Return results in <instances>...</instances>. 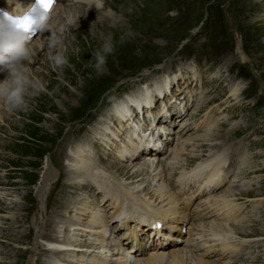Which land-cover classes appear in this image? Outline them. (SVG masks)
I'll return each mask as SVG.
<instances>
[{
  "label": "rangeland",
  "instance_id": "obj_1",
  "mask_svg": "<svg viewBox=\"0 0 264 264\" xmlns=\"http://www.w3.org/2000/svg\"><path fill=\"white\" fill-rule=\"evenodd\" d=\"M105 7L115 14L101 16L81 4L72 8L76 13L72 11L70 16L78 19L79 27L71 29L72 35L62 33L69 58V65L62 71L51 67L45 50L37 43L40 37L36 36L33 39L35 64L31 67L44 90L29 99L26 110L10 114L2 109L6 123L0 128V191L6 197H0V264H27L34 242H38L39 231L43 240L44 232L53 234L52 219L55 218L54 224L56 219L62 221V216H55V211L61 209L58 206L63 202L62 212L65 213L67 200L72 201L70 198L74 197L71 189L67 190V197L62 195L63 184L68 182L69 187L76 179L64 173L66 160L75 145L91 140L87 147L94 162L102 167L111 165L113 147L104 146L101 140L108 135L102 131L103 118L109 115L114 103L130 102L132 93L150 91L155 87L153 80L161 78L174 79L171 82L175 84H170L161 96L153 97V108L152 105L147 107L160 121L154 122L145 113L144 122L155 128L170 116L168 104L175 107L174 113L184 114L176 116L174 125L170 121L162 122L165 126L160 132L172 138L171 151L177 147L178 139L195 137L203 131L194 129L183 135L182 120L192 128L193 123L199 125L205 119L201 117L206 111L215 115V119L210 120L215 121L214 124L218 122L210 139L220 135L222 139L210 144L211 147L218 144L212 152L236 154L230 164L232 168L241 166V169L236 172L238 179L232 190H240L241 182H246L241 192L250 198L239 201L243 202V215H246L242 226L247 236L255 238H247L251 243H244L238 256L226 264H264V236L257 238L264 235V0H106ZM57 21L54 18V23ZM108 36L112 37L115 50L107 58V72L98 75L93 67L95 62H88L93 50ZM193 74L197 75L194 79ZM232 85L239 91L236 98L230 92ZM68 98L70 109L61 103ZM186 101L189 109L183 110ZM116 119L112 116L106 119L112 130L119 127L116 122L123 121L120 117ZM113 131L121 136L118 130ZM94 132L95 141L90 136ZM196 140L195 159L188 158L193 155V148H187L182 157L183 161H190L188 166L208 154L201 137ZM170 151H163V158L166 159ZM145 154V151L138 153V163ZM47 159L50 163L53 159L55 166L53 163L51 166L55 175H60L59 181L45 192L47 206L45 213H41L35 194ZM241 160L246 164L240 163ZM122 163L125 166L128 161L124 159ZM113 168L106 170L115 173ZM241 170L244 173H240ZM89 194L90 199L94 198L90 191ZM89 194L83 195L86 198ZM252 200L259 203L254 211ZM15 203L23 206V210L14 208ZM137 211L136 214L159 213L160 216L165 212L153 202L149 210L152 213L142 208ZM71 213L69 215L68 211L65 220L73 217ZM82 219L85 222L87 217ZM32 257L33 264H43L48 254L42 255L41 249H37Z\"/></svg>",
  "mask_w": 264,
  "mask_h": 264
},
{
  "label": "bare ground",
  "instance_id": "obj_2",
  "mask_svg": "<svg viewBox=\"0 0 264 264\" xmlns=\"http://www.w3.org/2000/svg\"><path fill=\"white\" fill-rule=\"evenodd\" d=\"M94 2L95 0H62L61 3H58L54 9V18L58 20L54 23L57 26V30L63 28L66 19L73 18L72 15L70 16V12L74 11L73 13H76V10H72L75 5L81 4L90 7ZM7 7L5 0H0V8L6 9ZM92 9L96 11L95 7ZM49 35L50 33L44 32L36 36L46 38ZM42 50L44 49L42 48ZM0 74V80H3L5 74ZM195 76L197 77V75L193 74V79ZM171 80L175 81L171 78L166 80L164 78L156 79L152 82L155 87L150 91L143 90L144 92H136V94L131 92L132 96L129 97L130 102L125 103V101H121L114 103L111 106L109 115L105 119L103 118L102 122H104V126L102 131L105 135H108L107 137L102 136L101 140L104 146L110 147L112 145L113 147V151H111L113 153L112 164L109 166L114 167L115 173L106 170V168L110 169L109 166H98L94 162V157L90 154L91 151L89 152L87 147L92 142L91 140L89 142L85 140L81 141L71 150L69 159L67 158L66 160L67 168L64 170V173L65 176L74 175L76 179L72 181L73 183L69 187L66 185L68 182L63 184L64 194L62 196L66 195L67 197L66 192L68 189H71L70 193L75 192L74 197L71 196L72 198L70 199L72 201L67 200L65 213L62 212V208L64 209L63 202L59 203L58 208L61 209H56L55 216L61 215L62 221L58 222L56 219L54 224L55 218L52 219L50 230H54L53 234L44 232L42 234L45 238L43 237L44 239L41 240V232L39 231V235L36 237L38 242H34L35 244L33 245V252L35 253H30L31 257H29L27 264H33L32 256L36 254L37 249H41L42 255L48 254V258L43 259V264H226V261L229 262L231 257L243 249L244 243H251V240H255L253 236H247L244 233L242 226L246 215H243V202L240 203L239 201L250 198L241 192L246 182H241L242 188L240 190H232V185L238 176L236 172L241 169V166L235 169L230 165L236 154L229 153L226 155L221 151L212 152V148H216L218 144L212 145V147L210 144L217 143V141L222 139L221 135L210 139L212 137V130L218 122L217 120L214 124L215 121H212L215 119V115L212 116L210 113H207L211 111H206V114L204 113L201 117V120L205 119L199 125H197L198 123H193L192 128H189V124H185L186 120H182L181 132H183V135H187L190 131L194 132V129H201L203 131L195 137H186L184 139L182 137L181 140L178 139L177 147L171 151L169 148L172 138L168 134L164 135L160 132L161 128L165 126L162 122L164 120L170 121L174 125L176 123V116H183L184 114L179 111L174 113L172 109H175V107L168 104L166 107L169 109L168 114L170 116L162 118L163 120L159 125L152 128L150 123L144 122L145 118L143 114L145 113L150 115L154 122L156 120L160 121L156 114H151L152 109L149 110L147 107L152 105L153 108L155 104L153 97L155 95L161 96L164 91L166 92L169 89L170 84H175ZM230 92L236 98L239 93L237 86L232 85ZM262 94L264 95V92ZM71 99L74 98L71 97ZM69 101L68 98L61 102L62 106H67L70 109ZM185 104L187 106H183V110L189 109L188 101ZM131 106L133 112L131 111ZM2 109L3 106L0 104V128H4V123H6V119L3 118L5 115ZM200 115L202 114L200 113ZM110 116L115 118V120H117L116 117L123 119V121L116 122L119 126L117 130L121 136L114 133L113 130L117 131L116 128L112 130L113 127H110L109 123H106V119ZM190 118H193L192 115ZM169 127L167 128L169 129ZM135 129H138V132ZM169 131L172 132V129H169ZM95 133L90 135L93 141L96 138ZM174 133L176 134L175 131ZM198 137H201V141L204 142V145H207L205 148H208V154L200 162L191 165V169L189 168V170L188 163L190 161L187 163V160L183 161L182 157L187 148H193V155H189L188 158L189 160L195 159L197 151L194 148L198 150L196 146V139ZM61 148L63 149V146ZM144 151L146 154L139 160L141 162L138 163L137 159L139 155H136ZM163 151L165 153L166 151H170L166 159L163 158L165 155ZM62 158L64 159V157ZM124 159L129 164L127 163L124 166L122 163ZM52 160L51 163L55 166ZM51 163L47 159L44 167L45 171L43 170L44 173L40 178L35 194L41 205V213H45V207L47 206L45 192H47L52 184L56 183V180L59 181L60 173L55 175ZM240 163L246 164V161L241 160ZM212 164L222 165V167L228 164L227 166L229 167L224 173L225 177L222 175L223 171H221L217 176L218 179L212 185L207 184L206 187L202 188L198 196L199 201H194L192 208H188L189 204L187 202L190 200L188 196L192 197L194 191H189L186 194L183 189L189 188V190H192L190 186L193 182L196 185L195 180L197 178L198 183L202 184L204 172L209 170ZM242 166L244 165L242 164ZM144 171L147 173L143 177ZM242 171L240 173H244ZM172 173L175 175L176 173H180V176L185 173L184 179L187 184L183 183V181L181 182L180 179H176L179 181L175 180L172 185L169 181ZM226 178L228 179L227 182ZM231 178L232 181H230ZM221 181L222 185L219 184ZM154 182H156L155 185ZM228 182L231 183L229 187ZM214 186L217 188L212 190ZM89 191L93 194L94 198L90 199L91 194H89ZM86 192L89 195L85 198L83 194H87ZM0 197L6 196L0 191ZM255 201H250L253 203V211L259 204ZM152 202L165 211H163V216H160L159 213L142 215L139 212V214H136L137 210L141 208L152 213L149 211L152 207ZM203 203L208 209L196 212ZM18 207L23 210V206L15 203L14 208ZM68 211L69 215L72 212L71 215L73 217L65 220ZM85 216L87 219L84 222L82 218ZM139 216L142 218H138ZM196 219H201L202 221H197ZM115 220L117 221L115 223L117 226L110 227L114 224ZM188 221H190L188 228L190 227L193 230L184 231L186 230L184 226H187L185 223ZM195 228L199 229V233L202 230V234L195 233L192 235V232L197 231ZM183 232H188V234L183 235ZM188 235H192L189 241L190 245H195L198 238L203 239L201 247L206 252H211L216 243L217 248L213 250L215 251L213 252L215 253L214 256L209 258V255L203 258L202 254L199 253L201 251L197 250L196 246L188 249L190 246L185 244ZM262 236L264 235L257 236V238ZM18 237L20 240L22 235ZM247 238L252 239L248 240ZM128 249H136L133 258L132 255L129 256L127 253Z\"/></svg>",
  "mask_w": 264,
  "mask_h": 264
},
{
  "label": "clouds",
  "instance_id": "obj_3",
  "mask_svg": "<svg viewBox=\"0 0 264 264\" xmlns=\"http://www.w3.org/2000/svg\"><path fill=\"white\" fill-rule=\"evenodd\" d=\"M106 0H95L89 10L95 7L97 14L111 17L112 9H105ZM6 9H0V104L8 113L26 110L30 98L44 90L43 83L35 77V48L32 36L37 32H49L46 38L37 43L45 50L46 60L56 71H62L69 65L65 51V37L71 29L79 27L78 19L68 18L63 28L54 26L55 0H5ZM72 35V34H71ZM74 36V35H73ZM115 44L108 36L98 49L91 53L94 69L98 75L107 72V58L114 53Z\"/></svg>",
  "mask_w": 264,
  "mask_h": 264
}]
</instances>
